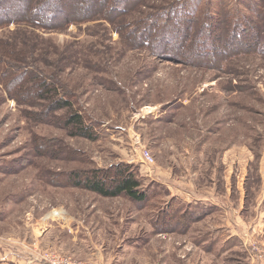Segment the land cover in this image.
Segmentation results:
<instances>
[{
  "label": "rangeland",
  "instance_id": "374dc122",
  "mask_svg": "<svg viewBox=\"0 0 264 264\" xmlns=\"http://www.w3.org/2000/svg\"><path fill=\"white\" fill-rule=\"evenodd\" d=\"M143 5L121 13L120 28L85 21L35 34L23 25L0 30V242L13 252L23 244L32 263L52 254L92 264H243L257 229L264 247V0ZM179 5L197 29L216 22L213 51L157 57L133 42L126 24ZM58 101L70 107L55 109ZM74 112L95 139L73 135ZM118 166L140 182L143 202L69 185L72 172ZM201 197L216 208L205 206L213 214L197 223ZM179 210L193 215L174 232ZM209 232L217 253L196 244Z\"/></svg>",
  "mask_w": 264,
  "mask_h": 264
},
{
  "label": "trees",
  "instance_id": "16d2710c",
  "mask_svg": "<svg viewBox=\"0 0 264 264\" xmlns=\"http://www.w3.org/2000/svg\"><path fill=\"white\" fill-rule=\"evenodd\" d=\"M78 1L81 0H0V30L9 25H23L32 29V33L34 30L49 32L58 29L56 23L61 25L64 22L63 27H66L85 21H98L120 28L123 26L121 18L115 22L119 15L129 13L132 16V13L142 11L145 2V0H112V3H108L106 0H85V6L77 8L76 3ZM72 8L78 11V18L72 16ZM106 12L109 14L108 17L104 14ZM139 13L137 14L141 16ZM197 21L194 14L179 5L153 9L146 15L131 21L132 24L126 25L132 29L130 34L134 37L133 42L151 50L157 57H168L166 53H176L180 47H194L190 52L194 57L203 56V54L215 49L212 40L215 39V32L218 28L216 22L210 20L212 24H202L201 28L197 29ZM230 33L231 39L236 40V36L239 34L236 33L235 29L234 31L231 30ZM248 37L251 38V36ZM232 46L233 42H231ZM56 103L55 109L70 107L68 101ZM66 125L72 126L74 136L90 141L95 139L93 129L86 125L80 114L76 112L69 116ZM121 167L118 166V170L113 174L110 173V170H92L86 173L72 172L69 177V185L104 198L125 196L133 202H143L146 194L141 192L140 182L128 167ZM172 202L174 201L172 200ZM187 212V210H179L178 218L174 216V232L178 228L180 230L187 228V222L190 221L188 218L193 215V213H189L186 216L185 213ZM160 218L162 219V217ZM165 220H167L168 228L172 231V218L166 217Z\"/></svg>",
  "mask_w": 264,
  "mask_h": 264
},
{
  "label": "crops",
  "instance_id": "0c3cea01",
  "mask_svg": "<svg viewBox=\"0 0 264 264\" xmlns=\"http://www.w3.org/2000/svg\"><path fill=\"white\" fill-rule=\"evenodd\" d=\"M207 201H209L207 197L206 198L201 197L200 199H197V200H195V202H193V205H197L196 208H201V209L206 210L200 216V219L198 218L197 223L202 222V221H199L201 219L202 220L208 219L210 217V215L213 214V212L206 209L205 206L211 207V210H214L216 208L215 205H213ZM202 205H204L205 208H202L201 207ZM211 233L212 232L207 233L206 236H204V239L200 240V243H198V242L196 243L197 246H199L198 248L200 250H203L205 253H210V252L217 253V250H218V240H216V238H213L214 236ZM262 233H263V230L261 231L260 229H257V230H253V232L251 234V236H252L251 238L249 236V245L245 246L246 247L245 249H248L250 254L249 253H248V255L245 254L246 262H244L243 264H264V247L261 245L262 241L255 239V237H253V236L259 237V235L262 237ZM216 234H218V233H216ZM196 235L198 236L199 234L197 233ZM244 237H246V236H244ZM196 238H198V237H196ZM227 239L225 240L226 241L225 243L228 244L227 246L229 248V251H235V250H233L232 245L229 244L230 241L232 242V240H229L230 238H227ZM244 242H245V240H244ZM242 243H243V240H242ZM0 244L4 245V246L0 245V264H35V263H32L31 261H29L28 260L29 257H27V255L32 256L33 252L29 251V252H27L28 254L25 253L26 250L23 249V246H24L23 244H21V243L17 244L16 243L17 246H13V248H15L17 250L14 252L12 251L14 249H7V248L5 249V246L11 247V244H9V242L4 241V243L0 242ZM255 244H257L258 246L252 247V245H255ZM221 248L223 249L224 246H221ZM254 248H257L256 252H254L255 250L253 251ZM236 249H238V248H236ZM260 250H261L263 257H260V255L256 254V253H259ZM235 263L239 264L241 262H235Z\"/></svg>",
  "mask_w": 264,
  "mask_h": 264
},
{
  "label": "built area",
  "instance_id": "2783aa9c",
  "mask_svg": "<svg viewBox=\"0 0 264 264\" xmlns=\"http://www.w3.org/2000/svg\"><path fill=\"white\" fill-rule=\"evenodd\" d=\"M142 162L149 165L153 163V158L151 154L147 150H143L140 154ZM255 250V249H254ZM45 264H92L90 262H80L73 260L70 257H64V256H55V255H45L42 258Z\"/></svg>",
  "mask_w": 264,
  "mask_h": 264
}]
</instances>
